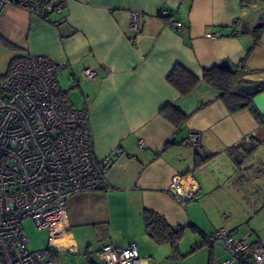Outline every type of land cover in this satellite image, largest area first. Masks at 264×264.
<instances>
[{"label":"crops","instance_id":"obj_1","mask_svg":"<svg viewBox=\"0 0 264 264\" xmlns=\"http://www.w3.org/2000/svg\"><path fill=\"white\" fill-rule=\"evenodd\" d=\"M132 10L141 12L137 34L128 29ZM262 15L264 0L245 8L240 0H67L49 23L14 5L3 10L0 55L8 66L0 78L24 56L53 59L66 100L88 113L96 159L111 158L109 189L67 199L49 238L52 258L70 253L98 264V250L110 242L135 244L144 264H225L221 241L203 243L218 229L262 245L264 124L247 109L230 114L204 81L184 96L167 82L176 64L201 78L225 60L244 66V86L264 87ZM173 21L182 29H171ZM167 105L187 116L180 127L160 114ZM191 130L201 134L196 147L186 140ZM176 175L193 198L180 203L168 192ZM144 210L183 228L176 250L146 232Z\"/></svg>","mask_w":264,"mask_h":264},{"label":"built area","instance_id":"obj_2","mask_svg":"<svg viewBox=\"0 0 264 264\" xmlns=\"http://www.w3.org/2000/svg\"><path fill=\"white\" fill-rule=\"evenodd\" d=\"M66 1L0 0V15L14 5L49 23L51 15L64 12ZM140 20L141 12L132 10L131 33L139 32ZM170 27L181 30L183 24L173 21ZM239 71L244 73L243 65ZM84 74L94 78L96 71L86 68ZM186 140L196 147L201 134L191 130ZM138 147L144 148L142 141ZM110 164L109 156L96 159L88 113L66 100L58 84L56 62L45 55H27L14 61L0 78V264H55L47 249L26 248L30 239L21 228L22 220L32 219L51 238L55 224L66 216V201L71 195L109 189L106 172ZM181 187V178L176 175L168 192L180 203L193 198V189L182 191ZM247 238L218 229L206 235L203 243L212 246L221 241L225 264H264V246ZM97 255L98 264L146 262L139 258L135 244L120 247L107 242Z\"/></svg>","mask_w":264,"mask_h":264},{"label":"trees","instance_id":"obj_3","mask_svg":"<svg viewBox=\"0 0 264 264\" xmlns=\"http://www.w3.org/2000/svg\"><path fill=\"white\" fill-rule=\"evenodd\" d=\"M253 0H240L242 8L248 7ZM8 46H11L7 44ZM6 75V74H5ZM200 81H204L209 86L219 91L220 99L230 114L249 110L260 124H264V116L260 115L252 103V94L247 93L243 86L250 83L245 80L237 67L230 68L215 65L204 68L201 78L187 71L180 64H176L167 76V82L174 87L181 96L190 93ZM165 118H167L176 127H180L186 121L187 116L179 110L167 105L160 110ZM143 220L146 232L157 243H169L174 250L182 237L183 228L170 227L164 218L151 210H144ZM53 259V258H52ZM88 264H96L89 262Z\"/></svg>","mask_w":264,"mask_h":264},{"label":"rangeland","instance_id":"obj_4","mask_svg":"<svg viewBox=\"0 0 264 264\" xmlns=\"http://www.w3.org/2000/svg\"><path fill=\"white\" fill-rule=\"evenodd\" d=\"M8 60L3 55H0V75L7 70ZM260 217H264V209L261 210ZM255 221V219H253ZM264 221V220H262ZM21 228L26 236L30 239L26 248L29 251L46 250L49 246V234L46 229H38L30 218H25L21 222ZM262 245H264V234L260 235ZM185 243L189 246L191 239L185 238ZM55 264H86V260L82 255H73L70 253H60L57 258H53Z\"/></svg>","mask_w":264,"mask_h":264},{"label":"water","instance_id":"obj_5","mask_svg":"<svg viewBox=\"0 0 264 264\" xmlns=\"http://www.w3.org/2000/svg\"><path fill=\"white\" fill-rule=\"evenodd\" d=\"M261 19H264V15L261 16ZM260 25V23H258ZM222 65L224 67H228L227 61H223ZM244 90L252 94V103L258 113L262 116H264V87H258L257 85H249V86H244Z\"/></svg>","mask_w":264,"mask_h":264}]
</instances>
